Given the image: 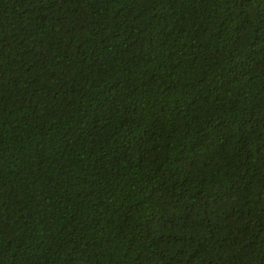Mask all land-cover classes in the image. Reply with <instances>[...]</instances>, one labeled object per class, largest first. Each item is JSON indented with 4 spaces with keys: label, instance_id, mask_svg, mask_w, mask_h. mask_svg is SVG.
Masks as SVG:
<instances>
[{
    "label": "trees",
    "instance_id": "1",
    "mask_svg": "<svg viewBox=\"0 0 264 264\" xmlns=\"http://www.w3.org/2000/svg\"><path fill=\"white\" fill-rule=\"evenodd\" d=\"M0 264H264V0H0Z\"/></svg>",
    "mask_w": 264,
    "mask_h": 264
}]
</instances>
